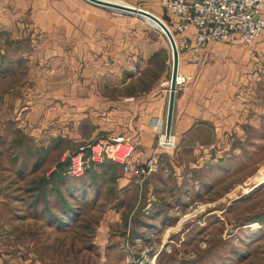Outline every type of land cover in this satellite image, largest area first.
Returning <instances> with one entry per match:
<instances>
[{
  "label": "rangeland",
  "instance_id": "rangeland-1",
  "mask_svg": "<svg viewBox=\"0 0 264 264\" xmlns=\"http://www.w3.org/2000/svg\"><path fill=\"white\" fill-rule=\"evenodd\" d=\"M104 1L154 14L178 42L162 0ZM89 5L120 17V33L94 35L88 44L81 34L49 35L27 6L23 27L10 19L0 33V263L264 264V144L235 165L232 200L217 192L213 210L214 195H183L176 178L159 180L162 167L138 185L113 164L91 167L81 178L68 173L70 153L102 138L80 139L95 129V117L84 114L86 85L96 86L101 69L91 42L105 36L120 52L144 55L163 41L169 75L173 68L168 38L146 18ZM166 61L164 51L148 60L141 89L160 77ZM255 161L262 169L252 175ZM246 172L252 176L240 183ZM241 186L255 192L246 196Z\"/></svg>",
  "mask_w": 264,
  "mask_h": 264
},
{
  "label": "crops",
  "instance_id": "crops-1",
  "mask_svg": "<svg viewBox=\"0 0 264 264\" xmlns=\"http://www.w3.org/2000/svg\"><path fill=\"white\" fill-rule=\"evenodd\" d=\"M26 6L41 32L81 34L86 37V44L89 37L93 40L98 34H118L122 28L120 17L82 0H0V33L8 31L10 19L14 25L22 21L23 27ZM187 36L177 35L178 42ZM91 44H97L94 46L96 65L98 71L99 67L101 69L96 86L86 85L84 114L86 120L95 117V129L80 135V139L131 138L136 148L135 156L142 162L157 155L162 167L158 173L160 181L176 178L178 190L183 195H214L208 207L216 209L217 192L221 191L226 197L233 190L230 175L235 165L248 158L254 146L264 144V33L252 47L211 43L203 63L192 62V51L179 55L171 132L176 138L173 151L158 148V135L152 126L159 119L166 122L167 128L172 80L168 45L163 41L150 44L159 47L145 48L142 55L132 49L120 52L119 43L105 36ZM160 51L167 55L166 70L153 84L141 89L138 79L145 69L151 68L148 60ZM77 93L78 89L72 88V96ZM23 128V131L28 130ZM255 162L252 175L258 167L262 169L261 164ZM251 176L246 172L240 183ZM131 179L136 185L142 184L134 176ZM256 181L254 189L259 186L260 179ZM241 188V193H249L248 188ZM232 193L228 196L230 201Z\"/></svg>",
  "mask_w": 264,
  "mask_h": 264
},
{
  "label": "built area",
  "instance_id": "built-area-1",
  "mask_svg": "<svg viewBox=\"0 0 264 264\" xmlns=\"http://www.w3.org/2000/svg\"><path fill=\"white\" fill-rule=\"evenodd\" d=\"M161 3L175 32L188 34L180 42L175 41L179 54L192 51L194 63L204 60L211 43L250 46L264 33V0H162ZM152 126L158 135V148L175 150L176 138L172 134L167 137L166 122L156 119ZM135 153L131 138L104 137L70 153L68 173L81 178L91 167L114 164L124 174L143 182L160 170L156 154L142 162Z\"/></svg>",
  "mask_w": 264,
  "mask_h": 264
},
{
  "label": "water",
  "instance_id": "water-1",
  "mask_svg": "<svg viewBox=\"0 0 264 264\" xmlns=\"http://www.w3.org/2000/svg\"><path fill=\"white\" fill-rule=\"evenodd\" d=\"M85 1L92 3L96 6L102 7V8H109V9H113L119 12H125V13H129L133 15H138L142 18H146L149 21L153 22L156 25V28H158L162 33H164L165 36L168 38L171 44L172 56H173V71H172L170 102H169V111H168V117H167V130H166L167 137H170L171 132H172L173 111H174L176 84H177V78H178V72H179V59H180L179 52L176 46V42L174 40L172 33L169 31V29L167 28V26L164 24L162 20H160L158 17H156L152 13L145 11L143 9L129 6V5H122V4L107 2L104 0H85Z\"/></svg>",
  "mask_w": 264,
  "mask_h": 264
},
{
  "label": "trees",
  "instance_id": "trees-1",
  "mask_svg": "<svg viewBox=\"0 0 264 264\" xmlns=\"http://www.w3.org/2000/svg\"><path fill=\"white\" fill-rule=\"evenodd\" d=\"M167 13V12H166ZM167 15H168V13H167ZM168 19H169V22L171 23V18H170V16L168 15ZM114 165V164H113ZM106 166H108V164H104V165H102L101 166V168H103V167H106ZM115 166H117V165H115ZM119 167V166H118ZM90 170H92V169H89L87 172H89ZM87 174V173H86Z\"/></svg>",
  "mask_w": 264,
  "mask_h": 264
},
{
  "label": "bare ground",
  "instance_id": "bare-ground-1",
  "mask_svg": "<svg viewBox=\"0 0 264 264\" xmlns=\"http://www.w3.org/2000/svg\"><path fill=\"white\" fill-rule=\"evenodd\" d=\"M116 4H118V3H116ZM146 20L156 27V25L153 22L149 21L148 19H146Z\"/></svg>",
  "mask_w": 264,
  "mask_h": 264
}]
</instances>
